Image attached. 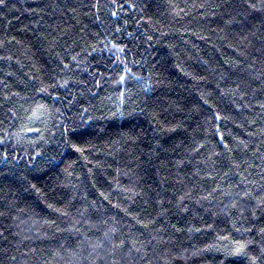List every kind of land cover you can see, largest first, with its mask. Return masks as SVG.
Returning a JSON list of instances; mask_svg holds the SVG:
<instances>
[{"label": "trees", "instance_id": "trees-1", "mask_svg": "<svg viewBox=\"0 0 264 264\" xmlns=\"http://www.w3.org/2000/svg\"><path fill=\"white\" fill-rule=\"evenodd\" d=\"M0 264H264V0H5Z\"/></svg>", "mask_w": 264, "mask_h": 264}, {"label": "snow or ice", "instance_id": "snow-or-ice-1", "mask_svg": "<svg viewBox=\"0 0 264 264\" xmlns=\"http://www.w3.org/2000/svg\"><path fill=\"white\" fill-rule=\"evenodd\" d=\"M0 5H5V0H0ZM250 6L253 7V8L256 7L255 4H252V5H250ZM92 7H97V8H98V4H97V5H93ZM73 11H75V10L73 9ZM112 15L115 16L116 13L113 12ZM117 31H119V29H117ZM113 46H114V47H117L116 45H113ZM117 50H118L119 52H123V51H124L122 48H118V47H117ZM72 59H73V60H76V57L74 56ZM64 67H67V65H65ZM124 80H125V77H124V76H120V77H119V81H118V83H122ZM66 85H67V81H65L64 85H60V87H64V86H66ZM40 91H41V92H47V89L42 88V89H40ZM121 95H123V93H121ZM40 107H43V106L41 105ZM85 111H86V110H85ZM120 114L122 115L123 113H120ZM219 118H220L219 116L216 117V119H219ZM65 145H66V147H68L69 149H74L75 151H82V149L76 147V145L73 144L70 140H66V141H65ZM225 147H227V145H225ZM245 247H246V245H244V244H238V246H237V248H236V252H237V253L242 252V251L244 250Z\"/></svg>", "mask_w": 264, "mask_h": 264}]
</instances>
